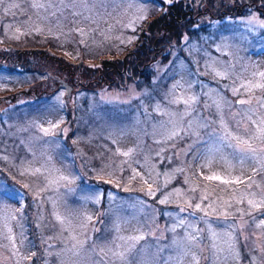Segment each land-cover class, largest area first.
I'll return each mask as SVG.
<instances>
[{"label":"rangeland","instance_id":"374dc122","mask_svg":"<svg viewBox=\"0 0 264 264\" xmlns=\"http://www.w3.org/2000/svg\"><path fill=\"white\" fill-rule=\"evenodd\" d=\"M183 1L0 0V264H264V1Z\"/></svg>","mask_w":264,"mask_h":264},{"label":"trees","instance_id":"16d2710c","mask_svg":"<svg viewBox=\"0 0 264 264\" xmlns=\"http://www.w3.org/2000/svg\"><path fill=\"white\" fill-rule=\"evenodd\" d=\"M176 0H173V2H175ZM239 1L242 0H238L235 1L236 3L233 5H237L234 8V11L236 13L237 17H241L242 14L244 13L243 10L245 8V5L248 2H244L242 3V5L238 4ZM244 1V0H243ZM264 1V0H263ZM188 1H183V3H180L179 5L172 3V7H170V10H174L177 18L176 21L172 20V24L171 25H167V21H166V17L164 18H160L158 20H161V22H163L162 25L158 24V21L156 20V26L158 27V30L160 29V26H163L164 29H166V31L163 30V32L160 31V38L162 39H167L169 38H173L175 35V32H182L183 30H185V28L187 27L185 24L189 18L190 13L188 12V7L190 6L189 4H185ZM184 6V8L182 9V7ZM164 8V7H163ZM162 13V12H161ZM158 17V16H157ZM156 17V18H157ZM155 18V19H156ZM153 19V20H155ZM223 24V23H220ZM212 24H207V25H197V26H193V30L190 31V33L187 35V37L189 38V40H194V44L198 45V39L202 36H204L206 34V32L208 31L206 28V26H211ZM223 29L222 25H217V26H212V28L209 30V34L210 37H212L216 32H218L219 30ZM202 30H205V32H203ZM261 36L258 37L255 34H253V37L251 38L252 41L259 43L260 41H264V32L260 31ZM150 50V49H149ZM59 56V55H58Z\"/></svg>","mask_w":264,"mask_h":264},{"label":"snow or ice","instance_id":"6c2138e0","mask_svg":"<svg viewBox=\"0 0 264 264\" xmlns=\"http://www.w3.org/2000/svg\"><path fill=\"white\" fill-rule=\"evenodd\" d=\"M169 2H171V0H169ZM36 6V5H34ZM42 6V5H40ZM146 17H140V19H144ZM264 75V74H262ZM240 103H247V101H240ZM47 131V130H45ZM261 133L264 134V129H260ZM228 137H231L232 139H235L236 140V144L234 145H231L232 148L235 150V151H238L239 153L241 154H246V153H250L252 154L253 156L255 155L256 153V149L253 147L252 143L250 140H247V139H242L240 137H237V136H232L231 133H226L225 134V139H227ZM212 178H218V177H209V179H212ZM11 190L10 189H7V188H0V197H3V196H6ZM148 195H153V193L151 192V189H149ZM166 199L165 200H162L161 203H164L166 202ZM249 203H252L251 201H249ZM197 209H200V205L197 204L195 206ZM202 210V209H201ZM181 211H183V209H181ZM142 237H136L134 239H141ZM194 239V238H193ZM123 254H121L122 256Z\"/></svg>","mask_w":264,"mask_h":264},{"label":"water","instance_id":"95a60500","mask_svg":"<svg viewBox=\"0 0 264 264\" xmlns=\"http://www.w3.org/2000/svg\"><path fill=\"white\" fill-rule=\"evenodd\" d=\"M68 92V91H67Z\"/></svg>","mask_w":264,"mask_h":264}]
</instances>
